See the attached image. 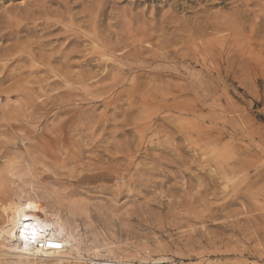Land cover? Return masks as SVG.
Listing matches in <instances>:
<instances>
[{
	"label": "rangeland",
	"instance_id": "1",
	"mask_svg": "<svg viewBox=\"0 0 264 264\" xmlns=\"http://www.w3.org/2000/svg\"><path fill=\"white\" fill-rule=\"evenodd\" d=\"M39 1L40 0H0V17H7L12 13V15L17 14V9L20 10V8L21 11H27L29 8L32 9V6H34V4H38ZM123 1L124 0H56L55 3L50 7L51 10H49V12L53 10V19L57 20V22L61 21L64 26L62 23L58 22V26L55 28L56 30H51L52 33L47 34L46 32H43V34L41 33L42 31L38 29L37 34L34 33L32 36L25 37L24 39H27L29 43L30 41L33 43L38 39L42 40H39L38 42H45V39H48L47 42H49L50 45L52 44L51 46L60 47L59 44L63 45L62 43H64L62 41V38L64 37V34H62V28L69 26L68 23H70V19H74L75 22L81 21L80 19L84 17L85 10L90 8V5H96L97 3H105L106 5H109V8L106 9V17L104 20V23L106 22L108 24H112L114 22V17L128 7V9H132L134 13L141 12L140 10L144 7L142 10H144L145 13V20L158 21L159 19H162V17H164L163 19H166V17L168 18L170 15L178 17L182 16L183 18H187V16L190 17L188 13L189 10L187 9L188 4H186L187 0H153L145 4H141V7L134 6L135 9L128 5V1L130 0ZM240 1L242 2L243 0ZM226 2L228 3H226L225 6H216L212 8V11L214 10L213 12H217L219 10L220 12L227 13L234 3V6L239 4V1L237 3L236 0H227ZM110 3L113 5H110ZM263 5L264 1L261 3V6ZM184 7L185 9L183 11ZM257 9L258 8H254V14H252V12L249 13V17L251 19H248L247 17V21L251 20L252 22L254 20L253 18H256L255 16L259 14V12H256L259 11ZM165 13H168L166 14V17L162 16L163 14L165 15ZM108 14L111 15L108 16ZM251 14L253 17L250 16ZM248 23H250V21L246 24ZM59 25L62 28L59 27ZM261 25L263 26L259 28L260 31H262L261 29L264 30V19L261 21ZM246 27H248V25H246ZM58 28L60 30H58ZM245 30H247V28L243 31H240L246 33H243V35L247 37L249 27L247 31ZM80 32L83 31L81 30ZM256 39H254V43L260 41V43L264 44V39ZM17 41H19V43H17ZM25 41L26 40L23 41L20 39L10 40L4 43L0 41V45L2 44L3 47L7 48L10 46L9 48H11V45L13 44H18V46L21 44L22 46L24 43H26ZM51 41L55 42L56 45H54L55 43ZM255 53H257V51ZM23 54L26 55L25 53ZM24 57L27 58L28 56L26 55ZM75 61H77L78 64H81V57L79 56L75 58L73 62ZM77 62L73 63V65H75L69 69V71H73L72 73L75 72L77 74L79 71H85V69L82 70L83 66L80 67ZM20 65L22 68H20ZM20 65L18 64V66H10V68L5 71V74L9 75L12 73L11 75H16L19 71L22 73L23 71L26 72V70H28L26 74L21 77H27V79L25 81L20 79L19 83H15L14 80H10L9 82L8 80V83L5 81L3 85L2 82H0V86L2 85V88H7L17 84L13 88H18L21 90L25 89L24 87H26L27 90H30L29 92L31 93L29 94L31 96L35 95L37 98L39 95V97H41L37 99L33 98V115H35L36 119L35 122L27 125L26 129L34 131L35 134H39L42 133L44 129H47V125L49 123L51 125L56 121H62L68 117H70L68 120L74 124H70L69 126L74 128L77 120L82 121V119L85 118V114H83L80 109L84 110L94 106L92 109L93 111L95 110L94 120L97 123L96 134L102 133V131L105 134H112L113 132L114 134H117V139L112 140L109 138L110 140H107V143L110 141V144H108L109 146L112 143H117V140L120 138L121 134V136L126 139V142L130 148V157L128 160L132 161L130 162L127 160V164L128 162L130 164H128V170H126L125 174L127 177L126 181L130 182H125V180L123 183L122 181L118 182V175L115 173H104L103 171L101 172V170L94 172H83L81 171L80 166L71 167V165H66L64 168H55L51 167L50 165H45L43 168H37L32 171L22 168L21 170H16L12 176L1 174L0 229L4 227L7 221L6 219L8 214L5 210L6 206L11 202H26L27 200L31 202L33 206H35V209L44 211L48 216H51V219H54V221L56 220L55 222H57L60 228L64 230V234L66 236L63 233L62 235L67 239L68 243L65 244L59 251L61 254L63 253L64 256L66 255V261H64L63 264L71 263L72 260L77 256L81 257V259L86 260L87 262L100 261L107 263L111 262L112 264H264V223L261 224L260 222L256 225V223L252 222V216H254V214L257 215L258 213L264 212V198H260L255 195L257 192L260 193L261 191H264V153L261 151L263 150L264 152L263 53L256 55L255 59L252 61L246 62L244 68L234 69L235 73H233V71L230 72V70H232L231 67L226 65L223 67L222 77L224 78V83L223 87L221 88L222 91L217 92L220 95V101L216 102L215 104H213V99L203 100L200 97L198 98V96L202 94L201 90L203 88H210V95H215L213 98L218 95L215 94V90L212 88L215 87V81L213 80L217 79L216 74L211 72V74H209L212 75V77H210L211 81H208L206 76L204 77L205 74L197 75L202 71L199 66H196L193 70H190L193 71L198 77L196 82L200 85V88H198L197 85H194L193 83L192 86H195V88L197 87V90L192 87L191 92L189 91L190 95L184 98V101L186 99V103L191 105L194 104L193 106L201 112H198L202 115L201 117L207 115V118L209 115V118H215L217 116L218 119H223L226 121L222 128H220L221 126H218V129H220L224 134L220 145L230 144V140H232L230 147L234 155L228 154L226 159L230 157L228 160L238 159L253 164L251 165L252 168L250 167L246 173L226 177L224 180L220 177V165L218 164V168H216L215 166H217V164L214 162L215 151L220 149L219 145L209 147V149L205 151L207 154H203L204 150L199 152L191 149L193 147L188 146L190 143L196 141V136H193L191 140L186 141L182 139L175 140V136L170 134L172 133L171 130H175L176 128L188 123L194 122L196 125H198V127L200 126L201 129H204V126L205 129H210L213 126V123H209L207 120H199V118L193 117L192 115H181L175 110H161L153 102H151L150 99H148L150 95H153L154 90L152 88L153 85L145 82L144 78H142L141 82L148 84H144L146 85L144 88L139 87V90H128L127 85H118L115 86V88H112L111 92L109 93L110 96L112 95L111 97L109 94H107L108 98L105 96L107 98L105 99H110V102L107 101L105 104L106 100L101 99L93 101L91 104L90 102L87 103L79 101V97L81 96L83 89L79 86L78 88L77 85L74 86V88L73 86L69 88H61L58 91V88L57 90H49L50 88H44L42 87L43 84L37 83L36 80L38 79H43L44 77H49L51 79V77H53V73L51 74L49 72L51 75L50 77V75H48V71L53 70L55 63H53V66H47V68L46 66H41L40 69L32 68V74L28 68L29 63H26V65H24V63H20ZM76 65H78L79 68ZM168 66L169 65L165 63H156L146 71L153 69L158 70V68L161 69V67ZM55 68L54 70L57 69ZM140 73L143 74V72ZM140 73H137L136 75ZM132 76L133 74L127 77L128 80ZM178 78L179 77L175 78L171 82L174 84L185 83L184 79ZM26 85H29L28 87L31 89H29ZM110 85H113V82L107 81L97 86L106 87ZM159 87L164 88L165 85H159L156 88L160 89ZM57 91H66L68 93L70 91V94L73 93L74 95H78H73L75 98V101L74 98L72 100L74 102L73 104L70 103L71 105H66L63 103L65 104V107L71 111L70 115L68 116H64L63 114V119H61L62 115L59 116L57 114L58 107L63 106L62 102H59L58 99H54L55 97H53ZM146 91L150 94L146 93ZM14 95L15 94L10 95L8 99V104L11 106H17L20 102V99H16V97L14 98ZM83 95L85 94L83 93ZM222 96L223 98H221ZM51 98L54 101H51ZM143 98H145V101L142 100ZM49 101L51 103H49ZM217 103L219 105H217ZM5 104V99L1 98L0 108H4ZM123 110H125V113ZM236 118L237 121H235ZM55 119L56 121H54ZM148 119H153L154 121L149 122ZM160 119H169L171 122L164 121L165 123H163ZM233 121H235V123ZM133 122H137V125ZM145 124L147 126L149 125L150 127L147 129V131H149L147 133L145 131L144 134V132H139L138 128L146 126ZM113 125L117 129L113 127ZM238 127H241V129L238 130ZM106 129H108V131ZM243 129L246 130L243 131ZM248 131L251 133H248ZM261 137L263 139H261ZM84 140L87 141V139ZM139 142L141 145L138 146L137 144H139ZM166 142L170 143L171 145ZM100 145L99 149L96 150V156L98 155L101 157L102 155L107 154L104 151V146L106 145L108 150L110 147L107 146V144H103L104 146L102 144ZM233 147L238 149L235 150L236 148H234L233 150ZM215 148L216 150L214 151ZM248 149L250 151V155L252 156L249 155ZM242 150H246V152ZM132 151L134 153L133 155H131ZM198 152L204 155V157H202V155L200 156ZM91 155H95V152ZM86 156L89 155L86 154ZM150 156L154 159L151 160L149 158ZM101 158H103V156ZM203 158L205 160L204 163V160H202ZM209 158H212V163L210 162ZM87 160L88 159L85 157V159L83 158L82 162L87 163ZM222 166L224 167V163H222ZM208 172H210V174ZM213 172H215L214 174L217 175L210 176L213 174ZM260 176H263L262 179H259ZM136 180H143L142 185H135L134 181ZM211 180L214 181V184L211 183ZM251 180L253 182L251 186L247 190L243 189L242 191H246L248 194H251L252 198L250 197L246 200L238 199L235 201L234 205L229 206L224 210L220 209L224 204L222 199H224L225 196L226 197L224 200L226 202L228 198L233 196L235 189L239 188V184H241L240 187H244V185L251 182ZM92 181L94 183H92ZM95 183L97 186L94 187L93 184ZM103 183L104 185L107 183L108 186H106V188L110 189L108 192L116 191L115 189H117V186L115 185L121 184L118 186V189H121V191L124 192L123 196L119 199H115L108 192L101 191L100 188L103 187ZM124 183H127V185ZM90 186L92 187L91 190ZM112 186L113 188H116L113 189ZM97 188L99 189L97 190ZM212 188L215 195L211 198H209L210 196L206 197L208 201L206 202V199H204L202 196L208 193L210 190V192H212ZM206 190L208 191L206 192ZM201 192L202 194H200ZM204 192L206 193L203 194ZM229 194L231 195L230 197H228ZM196 195H199L198 197L200 199H197ZM222 195L224 196L222 197ZM204 200L206 204L208 203L207 205L204 203ZM260 208H263L262 211ZM107 209L110 210L107 211ZM254 209L256 210L254 211ZM254 229L257 231V234L255 233ZM251 234H253V236ZM210 239L214 241L219 239L218 245L216 243L215 247L207 246ZM19 255H21L19 251L10 253L8 249L0 248V264H13L20 262L27 264H38V262H33L34 259L31 258L28 260L21 256L20 258H17ZM54 262L55 261H46L47 264H59L58 262Z\"/></svg>",
	"mask_w": 264,
	"mask_h": 264
},
{
	"label": "bare ground",
	"instance_id": "2",
	"mask_svg": "<svg viewBox=\"0 0 264 264\" xmlns=\"http://www.w3.org/2000/svg\"><path fill=\"white\" fill-rule=\"evenodd\" d=\"M55 1L40 0L39 3L37 2L38 4L36 5L34 4V6H32V9L29 8L30 10L27 9V11H21L20 8V10L17 9L18 10L17 14L12 15L13 14L12 13L11 14L12 16L10 15L7 17H0V41L2 43L10 40H19V39L23 41L26 40L25 41L26 43H24L22 46L21 44L20 46H18V44L17 45L13 44L11 45L12 46L11 48H9L10 46L7 48V47H3L2 44L0 45V82H2V85L5 81L6 83H8L7 82L8 80L9 82L10 80H14L15 83H19L20 79H22V81H25L27 79V77L21 78L28 71L25 68L24 69L26 70V72L23 71L24 69L22 70L24 73L23 72L21 73V71H19L21 69L18 68L19 69L18 71L20 73L16 71L18 72L17 74L15 73L16 75L14 74L11 75L12 73H10V71H9L10 73L9 75L5 74L6 73L5 71L8 68H10V66L11 67L13 65L18 66V64L20 65V63L21 64L24 63V65H26V63H29L28 68L30 69L29 70L30 72L32 68L40 69L41 66H46L47 68V66L50 65L53 66V63H55V66L53 67L54 68L56 67L57 69L55 68L56 70H54L53 68V70L48 71V75H50L49 72L51 74L53 73L52 75L53 77H51L50 75L51 79L49 77L38 79L36 80L37 83L43 84L42 87L44 88L45 87L47 89L50 88L49 90H57L58 88V91L61 88H69L71 86H73L74 88V86L77 85V87L79 86L83 89L81 96L79 95L80 96L79 101H83L87 103L90 102L91 104L93 101L105 99L106 98L105 96H107V94H109L112 88H115V86L118 85L124 86L125 84L127 85L128 90L130 89L134 90V89H138L139 87L144 88L146 87V85L144 84L150 83L151 85H153L152 88L154 90V93L153 95L150 96L148 95L149 97L148 96L146 97H148V99H150L151 102H153L161 110H165V109L175 110L181 115H192L193 117L199 118V120L202 121L207 120V122L213 123L212 124L213 126L211 128L209 126L210 129L208 128L205 129V126L204 127L202 126L204 129H201V127L199 126L200 127L199 128L198 125H196L194 122L188 123L179 128H176L175 130H171L172 133L170 134L175 136L174 138L175 140L182 139L186 141H189L193 136H196L197 139L194 137L196 141L190 143L188 146L193 147L191 149L199 152H202L204 150L203 154L207 149H209V147L211 146L214 147L219 145L220 148L219 150H216V148L214 149V151L216 150L214 156V162L217 164V166H215L216 168H218V164L220 165L221 168L220 177L223 180L226 177L235 176L241 173H246L250 167L252 168L251 165L253 164H251L250 162L241 161L238 159L228 160L230 157L226 159V156H228V154L234 155L230 147L232 140H230V144L220 145L224 134L220 129H218V126H221L220 128H222L225 125L226 121L223 119H218L217 116L214 118L213 115H212L213 118H209V115L207 118H206L207 115L201 117L202 116L200 114L201 112L193 106L194 104L191 105L189 103H186L185 102L186 99L184 101V98L190 95L189 91L191 92L192 87L195 88V86H192L193 83L194 85H197L198 88H200V85L196 82V80H198V77L194 74L193 71H190L193 70L196 66H199L202 69L201 73L199 74L196 73V74L197 75L205 74L204 77L206 76V79L208 81H211L210 77H212V75H209L211 74V72H214V74H216L217 79L213 80L215 81L214 82L215 87L212 88H214L213 90H215V94H218L217 92L222 91L221 88L223 87V83H224L222 72H223V67H225V65L232 68L230 72L233 71V73H235L234 69H242L245 67L246 62L255 59L256 55H260L262 53L264 54V44L260 43V41L254 43L255 41L254 39L256 38L264 39V32H263L264 30L261 29L262 31H260L259 29L261 26H263L261 25V21L264 19V7H263L264 5L261 6V3L264 0H243L242 2L238 0L239 4H237L238 1L236 0L237 5L234 6L235 3L234 4L232 3L233 5L227 11V13L220 12L219 10L217 12L216 11L213 12L214 10L212 11V8L216 6H220V5H222V7L225 6L226 3H228L226 2L227 0H187L186 4H188L187 9L189 10L188 13L190 17L187 16V18L186 17L183 18L182 16L178 17V16L170 15L167 18L166 14L168 13H165V15L163 14L162 16H165L166 19H163L164 17L161 16L162 19H159L158 21L145 20V13L144 10H142L144 7L140 10L141 12L134 13L133 10L128 9L129 7L127 6L128 7L127 9L123 10L120 14H117L114 17V22L112 24H108L106 22L104 23L106 17L105 12L106 9L109 8V5H106L105 3L103 4L97 3L96 5L95 4L90 5V8L85 10L84 17L80 19L81 21H77L78 23L75 22L74 19L69 18L71 24L68 23L69 24L68 27L65 26L62 28L61 27L62 25L61 24H60L61 26L59 25V27L63 29L62 30L63 32L61 31L62 34H64L63 35L64 37L62 38V41L64 43H62L63 45L59 44L60 47L51 46L52 44L50 45V43L47 42L48 39L45 38H44L46 40L45 42H38L40 40L38 39L36 40L37 42L35 41L36 43L35 42L32 43L31 41L29 43V41H27V39L24 38L28 36H32L34 33L37 34L38 29L42 31L41 33L46 32L47 34H50L52 33L51 30L57 28L58 22L62 23L61 21L57 22V20L53 19L54 18L52 16L53 10L49 12V10H51L50 7L52 6V4L55 3ZM149 1H153V0H130L128 1V5L131 8H134V6H140L141 4H145ZM111 4L112 3H110V5ZM254 8H258L257 10L259 11L256 12L257 13L259 12V14H257L256 16L254 15L256 18H253L254 20L252 22L251 20H249L250 23L246 24L247 22H249L247 20L251 19L249 17V13L252 12V14H254L253 12L255 11ZM184 9L185 7L183 8V11ZM252 14L250 16L253 17ZM110 15L111 14H108V16ZM246 25H248L249 30L248 27H246ZM246 28L248 30L247 37H245L243 35L244 32H242ZM58 30L60 29L58 28ZM81 30L83 32H80ZM17 43H19V41H17ZM56 43L54 45H56ZM256 51L257 53H255ZM23 53H25L28 57L27 58L24 57L26 55H24ZM79 56L81 57L82 60L81 64L80 63L78 64L77 62L79 59L75 62H77V64L80 67L83 66L84 68L82 67V70L85 69V71L83 72L79 71V73L77 72V74L74 72L75 73L74 74L72 73L73 71H69V69H71V67L75 65V64L73 65V63H75L73 62V60ZM156 63H165L169 66L161 67V69L158 68V70L153 69L146 71ZM20 68H22L21 65ZM140 72H143V74H141ZM137 73L140 74L136 75ZM132 74L133 76L128 80L127 77H129ZM177 77L184 79L185 83L183 84L172 83L171 81H173ZM142 78H144L145 82L147 83L141 82ZM107 81L113 82V85L106 87L97 86ZM159 85H165V87L164 88L159 87L160 89H157L156 87ZM15 86L0 88V99L1 98L5 99L6 102L4 108H0V175L7 174L12 176L16 170H21L22 168H25L28 171H32L37 168H43L45 165H50L51 167H55V168H60V167L64 168V166L66 167V165L69 166L71 165V167L80 166L81 171L83 172H94L101 170V172L103 171L104 173L105 172L109 174L115 173L118 175L117 177L118 182L122 181L123 183L124 180L125 182H130V181H126L127 177L125 174L126 170H128L127 166L128 164H130L129 162L127 164V160L130 157L129 155L130 148L126 142V139L123 136H121L122 135L121 134L120 138L118 137L119 138L117 140L118 142L116 141L117 143H112L111 144L112 146L111 145L109 146L108 144H110V141L109 143H107V140L109 138L112 140L117 139L118 136L117 134H114V132L112 134H105L103 133L102 130H101L102 133L96 134L97 123L94 120L95 110L93 111L92 109V107L94 106L90 108H86L84 110L80 109V111H82V113L85 114V118H83L82 121L77 120L75 123V127L73 126L74 128H71V126L69 125L72 124V122L68 120L70 117H68L67 119H63L62 117H64L65 115L67 116L70 115L71 111L65 107V104L67 105L70 103L72 104L74 103L72 101L74 98L73 97L74 94L73 93L70 94V91L69 93L66 91L65 92L57 91L56 94L53 95V97H55L54 99H58L59 102H62L63 106L58 107L57 114L59 116L62 115L61 119L63 120L56 121L55 119L54 121H56L55 122L56 124L54 123L50 125L49 123L47 125L48 126L47 129H44L42 133L35 134L34 131L26 129V126L35 122L36 119L35 115H33L34 114L33 98L37 99L41 97H39V95L37 98L35 95H32L33 96L32 97L29 94L31 93L29 92L30 90H27L26 87H24L25 89L20 90L18 88H13ZM28 88L31 89L30 87ZM201 91L202 94H200L198 98L200 97L203 100L213 99L214 100L213 104L220 101L219 94L216 96L217 98L216 97L213 98L215 95L214 96L210 95L211 94L210 88L209 89L203 88ZM83 93L85 95H83ZM146 93L150 94L147 91ZM13 94H15L14 98L16 97V99L17 98L20 99V102L17 106H11L10 104H8L9 96ZM52 98L51 101H54L52 100ZM221 98H223V96ZM144 99L145 98H143L142 100ZM109 100H106L105 104ZM49 103L51 102L49 101ZM217 105L219 104L217 103ZM123 111L125 113V110ZM160 120L163 123H165L164 121L171 122L169 119H160ZM148 121L152 122L154 120L148 119ZM235 121H237V118ZM235 121L233 122L235 123ZM149 125L148 126L146 125L144 127L138 126L139 127L138 131L142 133L144 132V134L146 131L147 133L149 131V130L147 131V129L150 127ZM113 127L115 126L113 125ZM240 129L241 127L238 130ZM106 130L108 131V129ZM244 130L246 129H243V131ZM248 133L251 132L248 131ZM84 139H87V141H85ZM261 139L263 138L261 137ZM140 142L139 144H137L138 146L141 145ZM100 144L102 145L107 144V146L110 147L108 150L106 145L105 146L103 145L105 147L104 151L107 153L106 155H102L103 158L105 159L101 158L102 156L101 157L98 155L96 156L97 154L96 150L99 149ZM168 144L171 145L170 143ZM234 148L236 147H233V150ZM238 148H236L235 150H237ZM242 151L246 152V150H242ZM261 151L262 153H264L263 150ZM90 152L92 153L95 152V155H91L92 153L89 154ZM249 152L250 151L248 149V153ZM131 153H132L131 155L134 154L133 151ZM86 154H88L89 156H86ZM199 154L200 156L202 155L201 153ZM85 157L86 159H88L87 160L88 162L85 161L87 163L82 162L83 158L85 159ZM202 157H204V155H202ZM149 158L151 160L154 159L151 156ZM202 160H204V158ZM209 160L210 162L213 161L212 158L211 159L209 158ZM128 161L131 162L132 160H128ZM204 162L205 160L203 161V163ZM222 163H224V167L222 166ZM210 172L212 173L211 170ZM210 172L208 173L210 174ZM214 173L215 172H213V174L210 176L217 175ZM262 177L263 176H260L259 179H262ZM213 182L214 181L211 180V183ZM92 183L94 182L92 181ZM98 183H102V182H98ZM142 183L143 180L134 181L135 185L136 184L142 185ZM252 183L253 182L251 180V182L245 184L244 187H240L241 184H239V188L236 189L234 188L235 192L232 197H230L232 195L230 192L231 195L229 194L228 196L230 198H228L226 202L224 200L226 196L224 197V199H222V201H224V204L220 209L224 210L229 206L234 205L235 201H237L238 199L246 200L247 198L250 197L252 198L251 194H248L246 191H242L243 189L247 190ZM124 184L127 185V183ZM93 185L94 187L97 186L96 183ZM120 185H115L117 186V189H115L116 191L113 192H108L110 189L106 188V186H108L107 183L106 185H104L103 183L104 188L101 187L100 189L101 191L108 192L115 199L117 198L119 199L123 196L124 193L121 191V189H118V186ZM213 188H212V192H210L211 191L210 190L208 193H206L208 191L206 190V192L203 193L206 194L203 195L202 197L204 199H206V197L208 196H210L209 198L213 197L215 195V193H213ZM91 189L92 187L90 188V190ZM98 189L99 188H97V190ZM200 194H202V192ZM255 195H257L260 198H264V191H261L260 193L257 192ZM198 196L196 197L197 199L199 198ZM223 196L224 195H222V197ZM206 202H208L207 199ZM34 207L35 206H33L32 203L27 200L26 202L25 201L11 202L6 206L5 210L8 216L6 219L7 220L6 224L2 229H0V248L2 249L6 248L9 250L10 253L14 251L15 252L19 251L21 255H19L17 258H20V256L24 257L26 260L31 258L34 259L33 262H38V264H47L46 261H55L58 262L59 264H63V262L66 261V255L64 256V254L63 253L61 254L59 251L65 244L68 243L67 239L62 235V233L64 234V230H62V228H60L57 222H55L56 220L54 221V219L50 218L51 216H48L44 211L37 210ZM256 209H254V211ZM262 209L263 208H260L261 211ZM109 210L110 209H107V211ZM252 222L256 223V225L260 222L261 224L264 223V212L258 213L257 215L254 214V216H252ZM255 233L257 234L256 230ZM251 235L253 236V234ZM218 240L214 241L210 239L207 246L215 247L216 243L218 245ZM46 242H48V244H51L53 242L59 243L61 247L59 250L46 248L44 245ZM81 263L86 264V263H102V262L100 261L87 262L86 260H83L81 259V257L77 256L69 264H81ZM13 264H27V263L20 262ZM107 264H112V263L109 262Z\"/></svg>",
	"mask_w": 264,
	"mask_h": 264
},
{
	"label": "built area",
	"instance_id": "3",
	"mask_svg": "<svg viewBox=\"0 0 264 264\" xmlns=\"http://www.w3.org/2000/svg\"><path fill=\"white\" fill-rule=\"evenodd\" d=\"M45 247L46 248H51V249H54V250H59L61 245L59 243H51V244H48V242H46L45 244ZM81 264H85V263H81ZM86 264H107V262H102V263H86Z\"/></svg>",
	"mask_w": 264,
	"mask_h": 264
}]
</instances>
